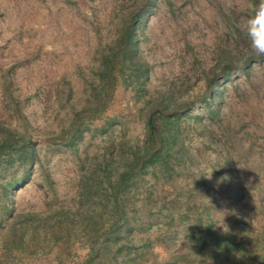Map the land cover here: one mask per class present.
I'll return each mask as SVG.
<instances>
[{
	"label": "rangeland",
	"instance_id": "1",
	"mask_svg": "<svg viewBox=\"0 0 264 264\" xmlns=\"http://www.w3.org/2000/svg\"><path fill=\"white\" fill-rule=\"evenodd\" d=\"M147 1L0 0V264H264V58L218 64L250 2Z\"/></svg>",
	"mask_w": 264,
	"mask_h": 264
},
{
	"label": "trees",
	"instance_id": "2",
	"mask_svg": "<svg viewBox=\"0 0 264 264\" xmlns=\"http://www.w3.org/2000/svg\"><path fill=\"white\" fill-rule=\"evenodd\" d=\"M149 1H147V2H149ZM249 2H250L249 6L252 7L255 3L258 2V0H249ZM249 10H251V9H249ZM140 15H141V13H139V12L133 13L130 15V17L128 19V23L124 27L123 39L120 42L118 50L111 57H106V63H108V65H109V82L112 83V86H114V84L116 82V74L115 73H116V70H117L119 64L123 60L122 57L124 55V50L128 46H131V44L134 42L133 27L135 25V22L140 18ZM231 17H233V18H235V20L239 21V19H237L236 15L234 13H232V11H231ZM232 25L236 29V38L234 41L237 44V48H235V51L231 50V49H223V51L221 53L222 63H218L219 66H221L223 64L224 70H226L228 68H231L235 63H238V64L242 63V66H244V65L252 64L253 62L258 61L260 59H263L264 56H257V55H255V53L250 51L247 39L239 30V27H238L239 24H236V22L233 20V21H231V26ZM232 29H234V28H232ZM104 59H105V56H104ZM239 61H240V63H239ZM210 81H212V80H210ZM209 92L210 93L214 92V86H212L211 83H208V90L203 95L204 99L208 100V95L210 94ZM105 106L106 105H104V107H103L101 105V103H99L98 106L94 110V112H95L94 115L95 114L101 115L102 111L105 109ZM160 108H158V110H154L153 112H151V114L148 117V120H147V130H148L147 131L148 132L147 139H148L149 143L152 144L153 147L151 149L148 146H146L144 148V151H141L138 153V157L136 159L137 160L136 169L139 167L145 166V163L148 162L150 157L160 155L163 152L162 147L156 148L157 145L161 141L164 142V140H165L164 135H163V130L161 129L162 126L160 123V120L162 117H159L158 113L161 112L165 115L166 114L165 109H168L169 105L163 104L162 107L160 105ZM177 140L178 139L176 137L175 142ZM14 145L15 144H12L10 141H8L2 146V148L3 149L14 148ZM154 148H156V149L153 150ZM141 153L143 155H140ZM116 225H118V223H116Z\"/></svg>",
	"mask_w": 264,
	"mask_h": 264
},
{
	"label": "clouds",
	"instance_id": "3",
	"mask_svg": "<svg viewBox=\"0 0 264 264\" xmlns=\"http://www.w3.org/2000/svg\"><path fill=\"white\" fill-rule=\"evenodd\" d=\"M247 39L249 49L257 56H264V0H258L238 25Z\"/></svg>",
	"mask_w": 264,
	"mask_h": 264
}]
</instances>
